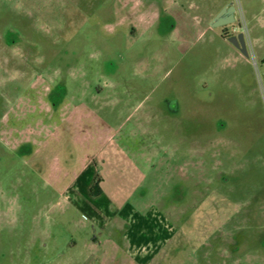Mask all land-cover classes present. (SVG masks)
Wrapping results in <instances>:
<instances>
[{
    "label": "rangeland",
    "instance_id": "rangeland-1",
    "mask_svg": "<svg viewBox=\"0 0 264 264\" xmlns=\"http://www.w3.org/2000/svg\"><path fill=\"white\" fill-rule=\"evenodd\" d=\"M0 264H264V0H0Z\"/></svg>",
    "mask_w": 264,
    "mask_h": 264
},
{
    "label": "flooded vegetation",
    "instance_id": "flooded-vegetation-1",
    "mask_svg": "<svg viewBox=\"0 0 264 264\" xmlns=\"http://www.w3.org/2000/svg\"><path fill=\"white\" fill-rule=\"evenodd\" d=\"M227 5H230V7L234 8V13H233L234 22L228 26L217 27V29L222 30L221 38L224 39L225 41H227L239 56L244 57V55L242 54V51H244L245 54L247 55V58L246 57H244V58L248 59L249 54L252 52V46L249 43L248 35H246V33L242 30V28L239 24V21L237 19V14H236L237 11H236L235 6L232 3H228V4L224 5L223 8ZM218 13H219V10L214 14L213 18ZM213 18L209 21L210 24H211ZM231 38H233L235 40L234 45L229 42V39H231Z\"/></svg>",
    "mask_w": 264,
    "mask_h": 264
},
{
    "label": "water",
    "instance_id": "water-1",
    "mask_svg": "<svg viewBox=\"0 0 264 264\" xmlns=\"http://www.w3.org/2000/svg\"><path fill=\"white\" fill-rule=\"evenodd\" d=\"M233 13H234V8L233 7H230V5L225 6L213 18V20H212V22L210 24L211 27L217 28V27L231 25L234 22ZM229 42L234 45L235 40L233 38H231V39H229ZM242 54L244 55V57L247 58V55L245 54L244 51H242Z\"/></svg>",
    "mask_w": 264,
    "mask_h": 264
},
{
    "label": "crops",
    "instance_id": "crops-1",
    "mask_svg": "<svg viewBox=\"0 0 264 264\" xmlns=\"http://www.w3.org/2000/svg\"><path fill=\"white\" fill-rule=\"evenodd\" d=\"M210 16H211V15H210ZM213 16H214V15H213ZM213 16H212V18H213ZM212 18H211V19H212ZM211 19H210V20H211ZM106 181H107L106 179H105L104 181L102 180V183H100V187H101V188L105 185V182H106Z\"/></svg>",
    "mask_w": 264,
    "mask_h": 264
}]
</instances>
